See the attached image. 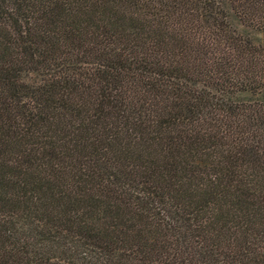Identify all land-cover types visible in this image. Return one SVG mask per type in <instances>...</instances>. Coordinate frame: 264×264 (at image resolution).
<instances>
[{
    "label": "trees",
    "instance_id": "obj_1",
    "mask_svg": "<svg viewBox=\"0 0 264 264\" xmlns=\"http://www.w3.org/2000/svg\"><path fill=\"white\" fill-rule=\"evenodd\" d=\"M231 13L264 31V0H0V264H264Z\"/></svg>",
    "mask_w": 264,
    "mask_h": 264
},
{
    "label": "rangeland",
    "instance_id": "obj_2",
    "mask_svg": "<svg viewBox=\"0 0 264 264\" xmlns=\"http://www.w3.org/2000/svg\"><path fill=\"white\" fill-rule=\"evenodd\" d=\"M228 21L232 23L233 27H235V31L237 30V32H242L245 30L250 33L251 36L256 38L258 42L264 45V31L255 32L253 30H250L248 27L241 25V20L232 13L229 16ZM259 83H262L264 87V77L259 81ZM238 98L240 99V101H243L245 103L258 102L261 98L264 99V88L259 89L258 87L253 91L241 92L238 94Z\"/></svg>",
    "mask_w": 264,
    "mask_h": 264
}]
</instances>
